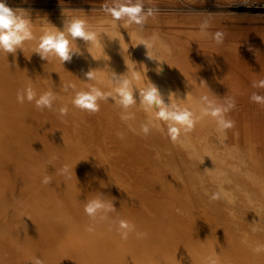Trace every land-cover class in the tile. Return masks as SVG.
I'll use <instances>...</instances> for the list:
<instances>
[{"label": "bare ground", "instance_id": "6f19581e", "mask_svg": "<svg viewBox=\"0 0 264 264\" xmlns=\"http://www.w3.org/2000/svg\"><path fill=\"white\" fill-rule=\"evenodd\" d=\"M56 16L46 17L47 23L31 18L35 35L55 31L54 27L63 30V23L54 22ZM91 22V29L107 34L101 33V41L93 44L77 38L76 46L83 55L74 56L70 63L62 65L55 58L49 63L42 60L32 53L34 42L25 45L24 53L17 50L15 56L0 53V264H31L33 258L41 259L43 264H207L201 261L195 245L214 249L219 264H264V252L255 254L253 260L256 258L258 263L251 262L232 243L235 236L237 243L243 244L241 241L246 239L251 248L264 244V178L258 172L264 161L261 124L248 119L240 123L229 112L227 116L235 121V127L224 134L216 132L215 120L205 117L188 134L186 144L190 147H185L173 144L164 126L154 128L147 137L138 134L140 124L149 118L139 107L129 110L135 120L127 123L120 119L121 110L111 98L109 102L101 101L95 114L76 109L71 104L72 90L65 93L63 85H75L76 90L95 86L107 92L112 90V72L139 77L133 81L138 87L151 81L166 103L170 102L169 94L175 93L172 102L197 115L199 96L192 92L206 93L220 104V97L212 95L219 83L215 71L204 68L201 58L192 52L181 53L170 62L153 47L151 55L158 61L153 60L144 45L141 54L135 53L130 33L114 25ZM157 67L162 69L159 75ZM90 70L96 71L94 82L84 76ZM28 84L38 94L49 89L56 92L54 106H67L68 115L61 120L51 111H37L34 103H17V90ZM182 85L189 86L191 95L182 92ZM134 94L139 102L138 89ZM118 133L124 138L120 139ZM65 166L68 171L61 174ZM46 175L51 177L48 185L41 182ZM219 187L229 194L232 203L224 199L209 201L205 191L211 194ZM98 193L106 200L114 198L116 212L110 218L128 220L137 231L148 233V238L136 239L132 234L128 241H121L115 231H109L107 222L87 232L92 221L84 212V204ZM140 194L165 201L161 203L168 206L170 214L155 210L150 206L152 199ZM199 201L214 209L217 216L197 212ZM247 209L251 210L250 233L243 223ZM218 218L238 232L233 235L232 230H221ZM172 245L178 246L174 260L167 257L160 263L150 261L154 259L152 250L164 256L162 253L173 249Z\"/></svg>", "mask_w": 264, "mask_h": 264}, {"label": "clouds", "instance_id": "9594fccd", "mask_svg": "<svg viewBox=\"0 0 264 264\" xmlns=\"http://www.w3.org/2000/svg\"><path fill=\"white\" fill-rule=\"evenodd\" d=\"M102 11L113 23L122 25L125 29L135 25L142 31L149 18H154L158 10L154 7H147L145 0H112L111 3L102 5ZM210 27V21L207 19L203 20L199 25L201 33L209 35L215 44H223L225 34L220 31L209 33L207 30ZM54 28L56 29L55 31L45 30L39 36L35 35L29 13L23 9H13L7 5L6 0H0V53L6 54V56L8 54L15 56L17 50H21L24 53L25 45L29 42H34L35 46L32 49V53L38 54L42 60H46L48 63L52 58L58 59L63 65L65 62L70 63L74 56L83 55L76 46L77 38L88 44H93L101 41V33H106L104 30L91 29L87 21L79 17L66 19L63 30ZM154 39H143L137 45H144L147 48V56L150 59L157 60L150 52L154 47ZM27 58H30V56ZM156 72L159 75L162 69L157 67ZM84 76L89 82L96 81L95 70L85 72ZM134 80H139V77L135 75L130 77L128 72L123 75H117L112 72V90L110 91L106 92L95 86H90L86 90H76L75 85L67 83L63 85V91L68 93L71 89L73 92L71 99L73 107L89 114L99 112L100 102H109L111 98L114 106L121 110L120 119L126 123L135 120V114L129 110L139 107L149 114V118L140 124L138 134L147 137L154 128L164 126L166 127L167 138L173 144L179 143L185 147H190V145L186 144L188 134L194 130L200 119L211 117L215 120L217 133L226 134L227 130L235 127V121L227 116L236 106V101L233 98H226L224 103L218 104L213 99H210L208 95H202L199 97V115H197L188 108H182L179 103H173L172 100L176 96L175 93L169 94L170 102L166 103L157 85L147 80L145 86L138 87L133 82ZM252 87L264 89V79L254 81ZM135 89L139 91V102H137L134 94ZM57 98V93L51 89L38 94L31 84L18 89L16 93L17 103L24 104L25 101L34 103L37 111H51L58 119L63 120L68 115V107L63 105L58 108L55 107ZM250 100L264 106V95L253 92ZM117 135L120 139L124 138L123 133H118ZM156 158L159 159V154H157ZM67 171L68 168L65 166L60 170V173H67ZM41 182L44 185H48L51 183V177L46 175ZM205 195H208L210 202L221 199L226 200L228 203L233 202L222 187H219L217 191L211 194L205 191ZM105 197L103 194L98 193L91 199H87L84 204V212L92 221L86 228L87 232L92 233L95 231L96 224L107 222L109 231H115L121 241H128L129 236L132 234L135 235L136 239L148 238V233L137 231L135 224L128 220L110 218V214L116 212L113 206L114 198L106 200ZM180 211V209H177L178 213ZM241 242L246 244L247 240L244 239ZM251 251L254 254L264 252V244H257L251 248ZM30 262L31 264H43V261L39 258H33Z\"/></svg>", "mask_w": 264, "mask_h": 264}, {"label": "rangeland", "instance_id": "374dc122", "mask_svg": "<svg viewBox=\"0 0 264 264\" xmlns=\"http://www.w3.org/2000/svg\"><path fill=\"white\" fill-rule=\"evenodd\" d=\"M240 1L242 0H145V5L147 7H154L158 11L154 18H149L143 31L138 29L135 25L128 27L130 29L127 28V30L122 25L120 26L113 23L111 19L110 21L107 20L109 19L108 17L106 18V20H104V17L106 16L102 11V5L104 3H111L112 0H6V3L13 9L19 8L26 10L29 13V18H32V20H36L38 17V23H42L43 21L44 23H47L49 22V20H44L46 17H51V19H53V17L55 18L56 15V18L58 19H55L54 22L57 21L63 24L64 21L69 18V16L70 18H74V16H80L79 18L82 17L81 19H84L85 16H87L84 19L87 21V23L91 21H93L91 23H96L98 21L102 22L104 20V22L102 23H105L107 26L114 25V27H118V30L124 32L126 31L127 34L130 33L129 35L131 37L129 36V38L131 47L134 49L137 55L138 53H142L143 47L142 44H140L141 47L139 45L137 46V44L140 43L143 39L149 38L148 40H152L154 36H156V38L154 37V47L156 49V52L158 53L160 51L159 53L161 55L159 53L158 54L165 59L169 58L170 62L175 61L181 53H184L186 51H190V53L192 52L194 56L201 58V61L200 59L199 61L200 64L202 63L204 68L208 67L207 69H211V71L213 72L215 71V77L218 78V82L220 84L217 83L218 90L213 92L212 95L220 97V104L224 103L226 98H233L236 101V106L230 111V114L239 119L240 123L243 122V119H248L251 123H260V132L264 136V106H261L250 100V96L253 92L264 95V89L252 87L254 81L264 79V9L263 7L253 6L247 1ZM205 19L210 21L211 27L207 30L209 33L220 31L225 34L223 44L217 45L209 35L201 33L199 25ZM38 20L41 22H39ZM132 30L135 32H133ZM162 35L168 37L164 38V36L162 37ZM170 40L171 44L169 42ZM172 45L173 48L171 47ZM184 46L187 47V50H184L186 49V47L184 48ZM162 53L165 57L162 56ZM183 86L185 88V91ZM188 87V85H182V88H180L182 89V92L191 95V91H187ZM220 88L221 90H219ZM220 91L221 94H219ZM192 94H194V96L198 94L197 96L199 97L202 95H207L206 93L200 92H192ZM261 165L262 168H260L258 172L262 174V177L264 178V161H262ZM243 179L246 181L245 178ZM140 195L143 196L144 194ZM149 195H147L148 198L150 197L149 201L152 199L150 203L151 207L155 206V210L160 209V211H163L164 215L170 214V210L166 209L168 208V206L162 205L161 203L163 202L164 204H166L165 201H161L157 196L153 197L154 195H151V198V196ZM244 196L246 197L245 194ZM199 202H197V204L195 205V207H197V212L199 211L200 214H214V209H211L205 203L203 204L202 201ZM157 203L160 205H158ZM204 205L208 207H205ZM245 205H248L249 208V202H247L246 200ZM208 208L209 210H206ZM244 213L246 219L243 221V223L245 229L249 232L251 229V227H249L251 223L249 217L251 214V210L247 209V211L245 210ZM214 216H217V214L215 213ZM218 219H216L218 220L216 221V223L221 220L219 223L220 225L223 224L220 226L219 223H217L219 228H222L221 230H226L229 232L232 230L231 234H233L234 231H237V228L231 226L230 224H227L224 220H222V218ZM186 224H184L185 228ZM223 226H225V228ZM258 231L257 235L263 237V235L261 234L262 232L259 234L260 231ZM235 232L233 235L236 234ZM248 236H250V234ZM232 243L234 244V247L239 246L243 254L248 257L251 262L254 261L255 263H258L256 258L255 260H253L255 254L251 253V247H249L248 244L245 245V243H237V237L235 236L232 238ZM177 245L180 246L181 244ZM195 246V251L198 250L197 253H201V261L205 260L207 264H219V260L217 259L218 256H216L217 253L216 251H214V249L206 250L203 249L200 245ZM246 246L250 249L246 248ZM172 248L173 249L170 248L169 252L162 253V255L164 256H160L161 254L158 255L152 250L151 254L154 255V259L150 261H152L153 263H160L162 259H166L167 257L174 260V252L178 249V246L176 247L175 245H172ZM243 248H246L247 250H243ZM183 249L182 253L184 252L185 254L186 251L185 249ZM248 250H250L251 252L249 253ZM147 257H149V254L147 255ZM147 257L145 261H148Z\"/></svg>", "mask_w": 264, "mask_h": 264}, {"label": "built area", "instance_id": "2783aa9c", "mask_svg": "<svg viewBox=\"0 0 264 264\" xmlns=\"http://www.w3.org/2000/svg\"><path fill=\"white\" fill-rule=\"evenodd\" d=\"M246 1L256 7H264V0H246Z\"/></svg>", "mask_w": 264, "mask_h": 264}]
</instances>
